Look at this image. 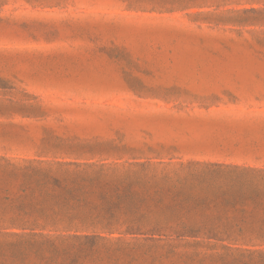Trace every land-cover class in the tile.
<instances>
[{"label":"rangeland","instance_id":"1","mask_svg":"<svg viewBox=\"0 0 264 264\" xmlns=\"http://www.w3.org/2000/svg\"><path fill=\"white\" fill-rule=\"evenodd\" d=\"M248 168L264 0H0V264H264V228H199L233 217ZM54 178L87 209L129 196L146 227H43L68 209Z\"/></svg>","mask_w":264,"mask_h":264},{"label":"trees","instance_id":"2","mask_svg":"<svg viewBox=\"0 0 264 264\" xmlns=\"http://www.w3.org/2000/svg\"><path fill=\"white\" fill-rule=\"evenodd\" d=\"M248 177L251 175H259V181L249 179L247 188L249 193L245 194L241 201H235L230 204L234 211L233 217L229 218L221 214L210 215L206 217L205 223L199 228H264V219L261 224H256L255 210L264 209V170L248 168ZM41 172V171H38ZM52 173L51 170L44 172ZM251 174V175H250ZM54 185L57 188H63L66 191V197L58 198V201L64 202L68 206L67 210L60 209L50 216L42 214L44 226L51 225L53 227L64 226V228H145L142 218L137 211L132 210L126 202L130 200L129 196H118L114 198H101V206L91 209L86 208V201L78 198L76 192L79 191V184L73 181L71 184H63L59 178H54ZM84 178H82V181ZM243 202L253 204V210L248 211L245 207L238 209L237 205ZM225 218L230 224L223 225ZM41 226V225H40ZM193 228V227H189ZM88 241L103 240L105 237L101 235L78 237Z\"/></svg>","mask_w":264,"mask_h":264}]
</instances>
